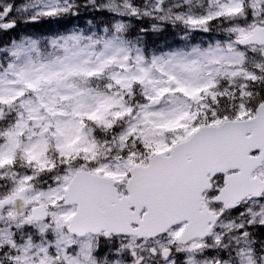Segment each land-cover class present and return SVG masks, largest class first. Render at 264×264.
<instances>
[{
	"label": "snow or ice",
	"instance_id": "snow-or-ice-1",
	"mask_svg": "<svg viewBox=\"0 0 264 264\" xmlns=\"http://www.w3.org/2000/svg\"><path fill=\"white\" fill-rule=\"evenodd\" d=\"M0 264H264V0H0Z\"/></svg>",
	"mask_w": 264,
	"mask_h": 264
}]
</instances>
